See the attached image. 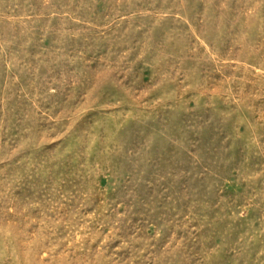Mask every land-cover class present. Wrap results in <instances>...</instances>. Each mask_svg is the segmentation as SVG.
Returning a JSON list of instances; mask_svg holds the SVG:
<instances>
[{
    "label": "rangeland",
    "instance_id": "rangeland-1",
    "mask_svg": "<svg viewBox=\"0 0 264 264\" xmlns=\"http://www.w3.org/2000/svg\"><path fill=\"white\" fill-rule=\"evenodd\" d=\"M4 262L264 264V0H0Z\"/></svg>",
    "mask_w": 264,
    "mask_h": 264
},
{
    "label": "bare ground",
    "instance_id": "bare-ground-1",
    "mask_svg": "<svg viewBox=\"0 0 264 264\" xmlns=\"http://www.w3.org/2000/svg\"><path fill=\"white\" fill-rule=\"evenodd\" d=\"M41 254H42V253H41ZM42 255H46V254H42ZM42 255H38V256L40 257L41 260L44 259V256H42ZM2 264H6V263L4 262V263H2ZM41 264H43V262H41ZM44 264H46V263H44Z\"/></svg>",
    "mask_w": 264,
    "mask_h": 264
}]
</instances>
